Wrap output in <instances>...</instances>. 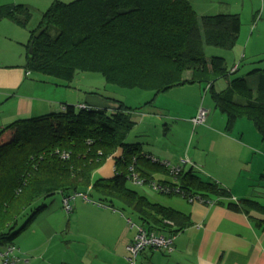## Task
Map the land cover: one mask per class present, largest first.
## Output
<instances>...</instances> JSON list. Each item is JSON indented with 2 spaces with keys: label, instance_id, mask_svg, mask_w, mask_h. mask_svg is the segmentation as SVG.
Listing matches in <instances>:
<instances>
[{
  "label": "trees",
  "instance_id": "trees-1",
  "mask_svg": "<svg viewBox=\"0 0 264 264\" xmlns=\"http://www.w3.org/2000/svg\"><path fill=\"white\" fill-rule=\"evenodd\" d=\"M31 19L27 6L0 5V22L9 20L27 29ZM241 28L238 14L199 19L188 0H56L41 14L39 26L30 31L27 49L32 45L33 53L27 51L26 67L63 86H70L79 73H96L108 85L156 96L179 86L210 85L215 108L226 117V132H232L238 121H247L264 141V72L256 74L252 87L249 79H231L239 65L233 66H237L235 72L229 71L225 58L213 56L208 61L205 51L207 47L232 51ZM40 30L44 32L36 38ZM220 80L229 81L227 90H216ZM236 95L244 101H237ZM116 105L113 111L68 105L60 113L17 120L0 131V248L15 247L16 264L21 262L16 241L46 209L38 203L56 194L64 198L88 193L91 201L111 208L120 202L149 231L168 236L193 225L191 216L152 203L127 187L130 167L146 178L149 175L138 165L145 160L139 146L126 143L135 126L132 113L138 109ZM119 149L123 158L116 162L115 176L94 180V173ZM63 153L69 158L63 159ZM188 167L191 170H182L178 178L182 189L204 199H230L231 210L249 217L259 214L252 219L264 231V202L243 199L234 203L227 189L203 180ZM29 211L19 229L20 219Z\"/></svg>",
  "mask_w": 264,
  "mask_h": 264
},
{
  "label": "crops",
  "instance_id": "crops-1",
  "mask_svg": "<svg viewBox=\"0 0 264 264\" xmlns=\"http://www.w3.org/2000/svg\"><path fill=\"white\" fill-rule=\"evenodd\" d=\"M7 1L0 0V5L12 3ZM54 1L56 0H16L15 5L32 8L37 15L33 18L34 23L21 32L20 27L9 20L0 22V131L17 120L60 113L68 105H89L113 111L117 102L122 103L129 109H138L132 113L135 126L131 132L136 130L141 138L137 137L138 142L126 143L139 146L140 153L146 161L138 165L149 175V178L167 183L174 182L169 170L162 163L170 162L176 164H172L173 166H179L180 159L188 157L201 169L203 166L204 169L200 173L204 172L208 181L219 183L238 202L243 199L257 200L253 199L256 195L254 191L252 192V187L259 180L264 182V141L258 132L250 136L244 131L245 121H238L232 133L226 132V117L216 110L212 99V103L208 102L206 105L205 102H201L196 103V106L199 108L202 105L209 111L206 124L214 127L196 131V144L195 136L191 142V146L195 144V151L192 152L190 149L186 152L184 145L189 140L190 124L195 118L196 111L193 107L191 116H184L177 108L173 109L169 106L166 108L161 103V98L168 97L174 90L163 93L165 95L154 94V97L150 99L151 102L148 100L141 105L137 104L138 106L126 100H111L112 104L107 105L97 97L98 95H94L96 92L93 86H78L74 81L70 86H63L53 78L29 72L26 67L28 54H25V51H28L30 31L39 26L41 14ZM188 2L199 19L204 16H215L210 15L213 13L209 12V5L224 4L221 0H188ZM219 14L238 13L219 12ZM239 41L235 48L241 47ZM207 48L205 51L208 61L213 56L225 58L217 51L209 56ZM187 75L189 74L185 75L186 79L189 78ZM75 78L79 80V76ZM218 83L216 90L222 91L218 89ZM187 86H198L200 90L204 88L203 85L179 87ZM208 86L210 85L205 88H209ZM207 90L209 92V89ZM135 94L141 95V93ZM180 100L183 99L178 98V108L183 106V102L179 104ZM145 109L149 112L144 113ZM180 117L187 118L181 120ZM170 122H175V125H171ZM161 123L164 125L161 126ZM208 148H214L218 153L219 150L226 149L229 154L225 155V158L215 159V161L218 160L217 162H212ZM120 158H123L122 149H119L94 173L93 179H112L116 172V162ZM156 163L161 165L162 169L149 167ZM227 166L230 169H227ZM190 170L188 166L183 169L185 173ZM200 173L197 175L199 176ZM59 199L60 203L52 201L53 203L49 206L44 204L46 209L24 231L25 233L23 232L27 237L25 241L29 244L20 245L19 239L16 241L15 246L20 250L19 264H38V262L42 264H127V246L133 241L135 230L125 222L120 207L111 208L96 201L77 202L74 203V214L65 217L61 214V211H64L62 195ZM45 200L48 201V199ZM183 200L185 201L176 203L172 201V204L163 202L162 204L156 200V203L191 216L193 225L177 235L175 247L171 253L145 252L139 256L138 264H264V231L257 228L252 219V216L259 214L252 213L249 217L243 211H233L228 207L230 199L226 198L220 201L217 199L216 204L213 205ZM80 223L87 229L80 228ZM137 224H140L139 221ZM75 227L78 228L75 229ZM67 237L71 242L66 240Z\"/></svg>",
  "mask_w": 264,
  "mask_h": 264
},
{
  "label": "rangeland",
  "instance_id": "rangeland-1",
  "mask_svg": "<svg viewBox=\"0 0 264 264\" xmlns=\"http://www.w3.org/2000/svg\"><path fill=\"white\" fill-rule=\"evenodd\" d=\"M72 1H74V0H68V1H66V3H69ZM221 1L224 2V4L218 3V6H215L216 4H214V6H211V5L208 6V10H210L209 12L213 13V14H210V13L209 14L215 15V16L217 14H219V12H221V13L231 12V13L240 14L241 21H242V28H241L239 43H240L241 47L239 48V46H237L232 51H223V50L207 48L208 49V55L210 56L212 54V52H214V51H217L218 53H220L221 56L225 57L227 65L229 67V70H231L233 66L239 65V70L231 75V79L249 78L250 84L252 85V87H255L256 81L258 78L257 77L258 75H256V74H259L260 72H264V0H221ZM243 1H244V6H243ZM7 2H12V3H6V4H16L17 3L16 0H12V1L8 0ZM30 10L32 13V19H31L32 22L30 21L29 25L33 24L34 23L33 18L37 17L34 9L31 8ZM219 10H221V11H219ZM201 14L202 13H200V15ZM253 17L255 20L253 19ZM20 29L21 30H19V31L21 32L25 28L20 27ZM31 29H33V28H31ZM28 52L30 53V49ZM25 54H27V51H25ZM253 71L255 72L254 74H252ZM36 74L37 73H35V75ZM38 75H41V74H38ZM77 76H79V80H78V78H75L76 79V80H74L75 84H77L78 86H83V87L93 86L94 92H96V94H94V95L95 96L98 95L97 97L101 101L105 102L107 105H109V103L112 104L111 100H115V101H118V100L119 101H125L126 100L127 102L134 104V106H138L137 104L141 105V104L145 103L146 101L150 100L152 98V96L154 95L153 92H149L146 90H141V89L128 90V89H123V88H120V87H117L114 85H108V84H106L104 78L100 74H96V73H80V74H77L76 77ZM187 76L189 77V75H187ZM228 88H229L228 80H222L218 83V89L219 90H227ZM172 90H174V91L168 97H166V98L162 97L161 98V103H163V105H165L166 108H169V107H171L173 109L177 108L180 111H182L184 116H191L190 112L192 111V109L194 107L196 113L194 116L195 118H193V119H196L198 117V115L200 114L201 110L204 109L207 111V118L206 119L208 121L209 111L206 108H203L202 105L199 108H197V106H196V103H201V102H203V103L205 102L206 105L208 104V102L212 103L210 92H208V90L206 88H203L202 90H200L198 88V86H187L185 88L184 87L173 88L169 91H172ZM86 91L87 90L85 89V92ZM135 93H141V95L136 96ZM163 95H165V94H163ZM178 98L183 99V100H180V102H179V104H181L183 102L182 103L183 106L180 108L177 107ZM236 100L239 102L244 101L243 99L239 98L238 95H236ZM150 102H151V100H150ZM143 112L147 113V112H149V110L145 109ZM186 118L187 117H180L181 120H185ZM193 119L191 120L192 124H190L191 129H190L189 140L186 143V145H184V151H186V152H189L190 149L192 150V152L195 151V144H196V140H197V138H196L197 133H195L196 131H198L201 128H204V130H206L207 127L208 128L214 127L212 125L208 126V124H206V123L204 125H197V124L193 123ZM137 122H139V120H137ZM245 122L243 123V126L245 127L244 131L248 132V134L250 136L256 135L257 131L254 129V127L251 124H248L247 121H245ZM170 124L175 125V122H170ZM163 125H164V123H161V126H163ZM199 126H201V127H199ZM196 127H199V128H196ZM140 136H141L140 133H137L135 130L128 135L126 142L127 143L138 142V138H141ZM194 136H195V144H193V146H191V142L193 141ZM190 146H191V148H190ZM208 153L211 154L210 158H212L211 159V160H213L212 162H217L218 160L215 161V159L225 158V155L229 154V151L227 152L226 149H221V150H219V153H218V151L215 150L214 148H208ZM172 164L176 165L174 163H172ZM202 169H204L203 166H202ZM227 169H230L229 166H227ZM197 173H200V172L197 171ZM203 173L204 172L199 174L200 178L208 181V179H207L208 177H206ZM212 179L215 180V178H212ZM263 186H264V182L259 180L258 183L252 187V192L254 191V194L256 195V197H253V199H257L261 204L264 202V188H263ZM127 187L129 189L135 191V192L140 193L141 195L146 196L153 203L160 201L161 203L163 202L165 204H172V201H173V203H176L178 201H185L181 197H177V196L169 197V196L161 195L159 193L153 192L149 187L135 186L131 182H128ZM257 195H259V196H257ZM212 197L215 198V196H212ZM59 198H60V195L56 194L52 198H49L48 201L42 200L38 204L39 205L46 204L49 206L50 204L53 203L52 201H57L60 203ZM77 202L86 203L83 199L79 198L76 200V202L72 203L73 208H74V203H77ZM115 204H117V208L123 207V209H125L122 212V214L125 218L124 220L127 223V225L129 224L128 219L131 220L133 223L137 224V222L139 221L138 216L133 211H131V209L126 208L120 202H115ZM30 214L31 213L29 211L27 213V215H24L20 219L19 225H18L19 229L22 228V226L26 223ZM61 214L65 215V217H70L74 214V212L66 213L64 211L63 212L61 211ZM120 216H121V214H120ZM79 226L82 229H87L82 223H80ZM76 228H78V227H75V229ZM135 234H136V230H135ZM109 235H111L110 232H109ZM26 238L27 237L24 236V234L22 233L21 236L18 238L19 244L20 245L29 244L28 241H25ZM66 240L68 242H71L69 237H67ZM40 241H42V240L40 239ZM4 249H5L4 247L0 248V264H4V262L1 258V251H3ZM31 256L34 258L36 257V255H31ZM38 264H42V262H38Z\"/></svg>",
  "mask_w": 264,
  "mask_h": 264
},
{
  "label": "built area",
  "instance_id": "built-area-1",
  "mask_svg": "<svg viewBox=\"0 0 264 264\" xmlns=\"http://www.w3.org/2000/svg\"><path fill=\"white\" fill-rule=\"evenodd\" d=\"M236 70L237 66L232 68L231 71L235 72ZM82 107H84V105H82ZM206 118L207 111L202 109L198 117L196 119H193V123L197 125L204 124L207 120ZM62 158L68 159L69 154L63 153ZM154 161L156 160L154 159ZM162 165L169 170V173L174 179V182L167 183L157 181L152 178H146L133 166L129 168V180L135 186L149 187L151 190L161 195H176L182 197L183 199H186L188 202H198L205 205L216 204L217 200L204 199L201 195L187 192L179 186L180 183L178 178L185 166L189 165L197 171H202V169L198 165L193 163L188 157L181 158L179 166H173L170 162H164L162 163ZM90 190L91 187L89 188V191ZM79 198L83 199L86 202H91L88 193L85 194L76 192L70 196L63 198V210L66 213H71L73 211L72 203ZM232 201L237 202V199L233 197ZM128 223L132 228L136 230V234L133 241L127 246V264H137V259L141 254L145 252L167 254L171 253L174 250L177 235L168 236L153 230L149 231L146 226L135 224L131 220H128ZM15 251V247L8 246L1 252V258L4 264H16L17 262H19L17 256L15 255Z\"/></svg>",
  "mask_w": 264,
  "mask_h": 264
},
{
  "label": "water",
  "instance_id": "water-1",
  "mask_svg": "<svg viewBox=\"0 0 264 264\" xmlns=\"http://www.w3.org/2000/svg\"><path fill=\"white\" fill-rule=\"evenodd\" d=\"M44 32V30H40L35 36H36V38L40 35V34H42ZM33 53V46L32 45H30V54H32Z\"/></svg>",
  "mask_w": 264,
  "mask_h": 264
},
{
  "label": "clouds",
  "instance_id": "clouds-1",
  "mask_svg": "<svg viewBox=\"0 0 264 264\" xmlns=\"http://www.w3.org/2000/svg\"><path fill=\"white\" fill-rule=\"evenodd\" d=\"M232 199V198H231ZM232 201V200H231ZM236 203H238V201L236 202Z\"/></svg>",
  "mask_w": 264,
  "mask_h": 264
}]
</instances>
